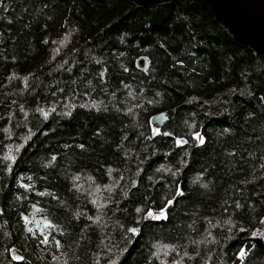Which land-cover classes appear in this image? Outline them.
Instances as JSON below:
<instances>
[{
    "label": "trees",
    "instance_id": "obj_1",
    "mask_svg": "<svg viewBox=\"0 0 264 264\" xmlns=\"http://www.w3.org/2000/svg\"><path fill=\"white\" fill-rule=\"evenodd\" d=\"M253 233L264 56L188 0L0 2V264H264Z\"/></svg>",
    "mask_w": 264,
    "mask_h": 264
},
{
    "label": "water",
    "instance_id": "obj_2",
    "mask_svg": "<svg viewBox=\"0 0 264 264\" xmlns=\"http://www.w3.org/2000/svg\"><path fill=\"white\" fill-rule=\"evenodd\" d=\"M172 0H132L137 7H152L165 5ZM192 3L202 4L214 16L216 22L225 28L231 37L239 44L264 56V0H188ZM137 66L147 71L150 60L141 56ZM168 112L159 111L152 117V123L163 128L168 122ZM13 258L23 256L25 253L19 247L11 249ZM23 259V260H24ZM21 262L23 260H16Z\"/></svg>",
    "mask_w": 264,
    "mask_h": 264
},
{
    "label": "snow or ice",
    "instance_id": "obj_3",
    "mask_svg": "<svg viewBox=\"0 0 264 264\" xmlns=\"http://www.w3.org/2000/svg\"><path fill=\"white\" fill-rule=\"evenodd\" d=\"M0 2H2V0H0ZM45 115H47V113H45ZM196 138L199 140L200 144H203L205 141L203 139V137L199 134V133H196ZM186 143V141H184ZM177 143H181V141H177ZM14 159V158H13ZM53 159H55V157H53ZM24 187H28V185H24ZM183 193L182 192H178V195H182ZM169 204L172 203V201H168ZM237 207H239V204H237ZM137 211H140V209H137ZM146 218H152V219H155V220H160V219H167V210L166 208L165 209H161L160 212L158 214H154L152 211H149L147 213V217ZM25 221H28V217L25 216L24 217ZM30 222V221H29ZM45 227L46 228H52V227H55V225H53L50 221H46L45 223ZM29 232H32L33 229L29 228L28 229ZM129 231H131L133 234H138L139 233V229L138 228H131L129 229ZM254 235L256 234H259V235H262L264 236V233H253ZM48 240H49V236L48 235H45L43 240L41 241V243H44V244H47L48 243ZM56 245L57 247H60V241H56ZM163 247H167V246H163ZM159 253H157L158 255ZM246 251L242 248L238 255H239V258L243 261V259L245 258L246 256ZM14 259L16 260H23L24 257L23 256H15ZM58 259V257H57ZM176 264H179V262L177 261Z\"/></svg>",
    "mask_w": 264,
    "mask_h": 264
},
{
    "label": "rangeland",
    "instance_id": "obj_4",
    "mask_svg": "<svg viewBox=\"0 0 264 264\" xmlns=\"http://www.w3.org/2000/svg\"><path fill=\"white\" fill-rule=\"evenodd\" d=\"M159 211L155 212V214H158ZM44 236L40 235V234H35V235H31V239H32V242L34 243V246L37 247V248H45L46 244L44 243H41V241L43 240ZM21 249V248H20ZM22 250V249H21ZM240 258L237 259V264L240 262Z\"/></svg>",
    "mask_w": 264,
    "mask_h": 264
}]
</instances>
